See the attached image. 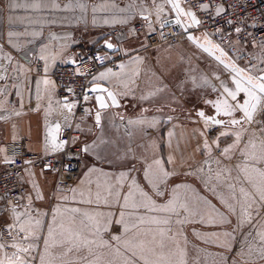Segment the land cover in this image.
Listing matches in <instances>:
<instances>
[{
	"label": "rangeland",
	"instance_id": "obj_1",
	"mask_svg": "<svg viewBox=\"0 0 264 264\" xmlns=\"http://www.w3.org/2000/svg\"><path fill=\"white\" fill-rule=\"evenodd\" d=\"M199 41L205 43L206 39L199 35ZM198 54L196 59H192V64L183 62L186 67H192L196 63V71L202 78L201 85L184 94L188 104L186 106L174 95L161 101L126 100L120 109H116V113L103 115L96 125L97 109L93 108L92 102L88 105L86 119L92 122V126L88 135L80 139V143H84L86 147L84 146L85 150L82 152L81 168L71 186L54 188L52 184V196L47 202L43 206L34 205L33 212L27 213L33 220L27 218L28 216L18 218V215L11 218L12 211L9 208L0 209L3 219L0 221V261L3 264H20L17 256L24 261H31V264H40L41 253H45L46 260L52 255L59 257L65 248L54 246L53 238H49V248L45 252L44 239L48 235L50 224L54 229L55 239L60 238L61 232L71 228L74 232H81L82 237L95 241L83 246L79 252L73 251L67 257L58 259L55 264H66L70 261L81 264V256H88L89 261L99 256L101 264L109 259L116 260L119 264L123 258L131 257V252L126 251L123 246L125 240L135 238L134 242L138 243L142 239L151 241L153 236L157 241L163 240V255L172 264H264V241L259 235L264 232V201L256 194L250 196L240 191L232 192L234 180L222 172L218 176L216 172L220 160L226 156L223 152L219 156L214 153L218 145L226 139V136L219 135L221 132L230 133L235 138L236 133L240 137L242 132H247L248 137L251 136L255 141L264 140L263 134L258 135L264 130V118L258 114L252 117L248 125L240 110L236 112L237 118L234 114H221L218 117L225 118L227 122L234 117L241 123L232 125V130L220 131L196 116L198 110H203L206 115L217 114L206 101L224 97L229 99V103H235L226 96L222 87L223 85L235 90L232 74L205 53ZM190 58L188 55V61ZM223 58L228 60L225 55ZM149 60L152 61L150 57ZM148 70V73L152 72ZM239 100L237 96V101L240 102ZM152 104L167 106L159 110L143 108ZM156 161H159V165ZM158 168L167 173L161 177L159 184V193L162 194H158L157 189L145 177L146 170L151 175ZM121 173H125L126 178L118 183ZM133 179L135 186L130 189ZM136 186L143 189L157 206L176 200L178 203L186 202L190 208L197 205L207 214L208 206L211 205L224 218V222L201 223L200 216H189L183 209L179 210V217L171 212L150 211L147 206H140L147 205L148 201L140 196ZM110 190L113 193L118 191L120 197L109 195ZM129 191L133 195L125 204L123 196ZM253 200L255 203H252ZM229 205L235 211H231ZM16 206L23 211L26 208L24 202ZM74 208L79 209V212H72L71 209ZM242 211L246 213L243 216ZM121 212L124 213L123 217ZM97 213H103L104 216L97 217ZM89 217L99 221L98 231ZM73 218L75 223H71ZM152 218L168 219V223L155 224L151 222ZM37 219L41 221L39 225L35 224ZM178 219L182 222L178 223ZM109 220L111 223L107 222ZM117 220L121 223L117 224ZM217 220L219 221V217ZM241 220L244 221L243 224ZM125 226L129 229L127 232ZM21 227L26 229V248L30 244L35 248L30 254L19 250L16 252L11 246L5 247L7 239L14 241L19 235L20 238L23 237ZM27 229H31L39 238L33 237ZM161 230L164 232L163 237L160 236ZM209 233L220 235L212 238V242ZM225 233L228 235H224ZM113 236H120V241L113 240ZM102 240L108 241L111 247L101 246ZM152 246L158 253L161 251L158 245ZM89 248L92 255H89ZM117 248L123 253L122 257L115 255ZM5 251L9 253L11 260L2 259ZM139 264H143V261Z\"/></svg>",
	"mask_w": 264,
	"mask_h": 264
},
{
	"label": "crops",
	"instance_id": "obj_2",
	"mask_svg": "<svg viewBox=\"0 0 264 264\" xmlns=\"http://www.w3.org/2000/svg\"><path fill=\"white\" fill-rule=\"evenodd\" d=\"M13 3L20 7H12ZM180 4L186 12L189 11L181 1ZM171 17L173 13L167 0H0V142L26 138V151L29 153H47L54 143L60 144L59 130L53 125L57 120L45 123V114L53 105L56 91L51 74L57 67L73 63L81 53L108 39L118 48L116 54L121 58L120 70L109 72V68L101 69L92 77L91 85L107 86L117 95L120 104L126 100L161 101L174 95L185 106L188 105L184 94L201 85L202 78L196 71V63L186 67L183 62L192 64V59L199 56L198 52H204L186 38L175 45L146 49L147 35ZM137 21L148 22L141 34L131 31V26ZM112 30H117L118 34L112 35ZM193 33L199 40L202 34ZM78 37H82V42L74 40ZM188 55L191 57L189 61ZM149 57L152 61H148ZM37 60L43 63L41 71L33 66ZM148 69L152 72L148 73ZM101 73L105 74L103 79H99ZM233 77L232 74V81ZM238 97L240 103L246 98L244 93H239ZM91 105L96 109L95 101ZM113 112L117 111L109 108L96 111V115L99 113L103 117ZM236 112L239 110L233 113L235 118ZM84 126L89 130L92 122L85 118ZM223 128L232 130L234 127ZM250 137L247 132H242L239 140L235 141V136L228 133L217 147L226 158L219 159L221 163L217 165L216 172L218 176L222 172L234 180L232 192L243 189V194L254 196L258 195L257 187L262 179L259 173L264 172V161L257 163L264 154V140L255 141ZM230 145L234 147L224 153L223 150ZM3 166V152L0 150V169ZM51 176L44 169L25 168L23 181L27 194L23 202L26 208L20 210L17 204L10 202L11 218L17 215L18 218H26L28 212H33L34 205L43 206L47 202L52 196ZM27 218L34 219L31 216ZM20 232L23 237L19 235L14 241L7 239L5 247L15 245L13 249L16 252L21 247L26 248V234ZM6 251L2 259L11 260Z\"/></svg>",
	"mask_w": 264,
	"mask_h": 264
},
{
	"label": "built area",
	"instance_id": "obj_3",
	"mask_svg": "<svg viewBox=\"0 0 264 264\" xmlns=\"http://www.w3.org/2000/svg\"><path fill=\"white\" fill-rule=\"evenodd\" d=\"M181 3L200 21L190 31L201 33L206 41L218 46L228 61L247 75L258 77L264 72V0H181ZM147 25L146 21H137L131 26V31L141 34ZM111 34L117 35L118 31L112 30ZM183 38L184 33L174 26L159 25L147 35L146 49L164 44L175 45ZM74 40L82 42L83 39L78 37ZM120 61L116 53L92 48L81 53L73 63L54 70L51 76L56 91L53 105L45 114V123L57 120L58 139L63 147L47 153H29L26 151V138L0 142L4 159V166L0 169V205L3 209H8L10 202L23 203L27 194L23 176L28 166L49 171L53 176L54 188H68L75 181L85 146L80 139L88 135L84 126L88 116L87 107L95 97V92L90 89L91 79L103 68L118 72ZM33 66L41 71L43 63L37 60ZM69 104L72 105L71 109L67 107ZM258 114L264 118V98L260 100L253 118ZM209 124L214 129H224ZM260 134L264 135V130ZM214 153L219 156L221 149L217 148Z\"/></svg>",
	"mask_w": 264,
	"mask_h": 264
},
{
	"label": "snow or ice",
	"instance_id": "obj_4",
	"mask_svg": "<svg viewBox=\"0 0 264 264\" xmlns=\"http://www.w3.org/2000/svg\"><path fill=\"white\" fill-rule=\"evenodd\" d=\"M168 3H170L173 7V9L176 10L178 17L185 15V12L183 9L180 8V5L178 3V0H168ZM35 7H38V5H34ZM12 7H20L19 4L13 3ZM205 8L207 7V5L204 6ZM187 16H190L192 19V24H199L200 21L196 18V16L191 12H187L186 13ZM145 19H147L145 17ZM175 23L177 25L181 24V20L179 18L176 19ZM237 32L240 31L239 28L236 29ZM9 35L11 36L12 33H9ZM189 39L192 40L194 39L193 37L189 36ZM108 48H112V44L108 43L106 45ZM201 47H203V45H201ZM218 47V46H216ZM205 51H208V49H205ZM223 55V53H221ZM216 59H220V57H216ZM221 63H223V61H220ZM226 68H230L231 71H233L234 73H236V76L233 77V83L235 84V90H231L228 87H223V92L226 94V96L228 98L231 99V101L235 102L233 103H229V99L221 97L215 101H206V103H209L212 105V107L215 109L217 115H225V116H232L233 113L237 110H240L241 112H243L244 117L247 119H251V109H254L256 107V104L259 102L260 100V96H264V74L259 75L258 77H253L251 75L244 77L242 75L243 71L242 69H238L235 65H228L225 64ZM109 72H111V69L108 70ZM105 76L104 73L100 74L99 79H103ZM237 77H239V79H237ZM94 80L97 79L96 77L93 78ZM92 92H106L107 89L103 88V87H94L91 89ZM239 93H244V96L246 97L243 100V103H240L237 101V96ZM257 93H259L260 95H257ZM107 96L108 99H110L113 103V105H115L116 103V99L115 96L112 92H107ZM87 96H85V100H87ZM96 101L99 105L100 108H106L108 107V104L105 102L104 98L102 96H97L96 97ZM67 107H69V109H71L72 105L69 104L67 105ZM198 115L203 118L205 120L206 123H212L214 125H223L225 127H227L228 125H238L241 123V121L239 119H231L227 122V124L225 123L224 120L221 119H217L215 116H206L205 113L203 111L198 112ZM96 121L97 123H99L100 121V114L97 113L96 115ZM56 130H59V125L56 126ZM221 137L223 136H227L228 133L227 132H221L219 134ZM236 139L237 141L239 140V133H236ZM54 147H63L62 144H55L53 145ZM205 146L207 147V144H205ZM234 147V145H230L228 147H226L223 151L224 153H227L231 150V148ZM264 161V154L261 155V157L257 160V163ZM156 164L159 165V161H156ZM90 171H96V169H90ZM261 176V183L260 185L257 187V194L259 195L260 199L262 201H264V172H260L259 173ZM107 175V174H105ZM167 173L163 172V170L161 169H157L155 172L151 173V175L149 174V171H145V177L148 178L150 180V182L152 183V186L154 188L157 189L158 194H162L159 193V184L161 182V177L162 176H166ZM126 178V174L125 173H121L120 177L118 178V183L122 180H124ZM133 186H135V180L133 179V183L132 185L129 186V188L131 189ZM99 187V185H98ZM137 190L140 193V196L143 197L145 200L148 201V204H141L140 206H147L149 208L150 211H160V212H171L173 214H175L177 217H179V210L183 209L184 212L188 213L189 216H200V222L201 223H207V224H215L217 222H224V218L222 216L219 215V213L216 212L215 208L212 207L211 205L208 206V210H207V214H205L204 211H202L197 205H193L191 208L189 207V205L186 202H177L176 200H171L168 202V204L166 205H161V206H157L153 201L150 200V198L147 196V194L144 192L143 189H139V186H136ZM241 192L243 193L244 190L241 189ZM115 195L117 198L120 197V193L118 191H115L113 193V191H109V195ZM133 195V193L131 191L128 192V194L123 196V200L125 201V204H127V202L129 201L130 197ZM247 195V194H245ZM99 200V194H97V202ZM107 202V201H105ZM252 203H255V201L253 200ZM249 207H251V204H249ZM229 208L231 211H235V208L231 205H229ZM72 212H79V209H71ZM246 213L242 211L241 215H245ZM85 215H88L87 213H85ZM109 216L111 215L110 213L108 214ZM121 217H123L124 213L121 212L120 213ZM97 217H101L104 216L103 213H97L96 214ZM217 217H219V221L217 220ZM18 219V218H17ZM53 219L55 220V217H53ZM90 220H92L93 225L97 226V231L99 230V221L98 220H94L92 217H89ZM141 220H143V218H141ZM108 223H111V220L107 221ZM152 223L155 224H167L168 223V219H156V218H152L151 220ZM178 223H181L182 221H180L179 219L177 220ZM41 223V221L39 219H37L35 221L36 225H39ZM71 223H75V218H73V220L71 221ZM117 224L121 223L120 220L116 221ZM244 221L241 220V224H243ZM85 227H87V225H85ZM133 227L135 228L136 226L133 225ZM26 229H24L23 227H21V231H25ZM129 229L127 226H125V231L127 232ZM27 231H29L33 237L35 238H39L38 236L35 235V233L31 232V229H27ZM210 239L212 238H218L220 234L218 233H209L208 234ZM224 235H228L227 233H225ZM261 240L264 241V232L259 233ZM60 238L59 239H55L54 238V229L52 227V225L50 224L48 226V235L47 237L44 239V245H45V252H47V249L49 248V238H53V245L56 247H61V248H65V251L59 254L58 256L52 255L49 256V258L46 260L45 259V253H41L40 254V264H55V262L63 257H67L69 255V253L76 251L79 252L81 251L83 246L86 245H90L95 243V241H90L87 238L82 237V233L81 232H74L71 228L66 229L65 231L61 232L59 234ZM160 236L163 237L164 236V232L161 230L160 231ZM121 237L120 236H113V240L116 241H120ZM135 238H133V240H125L124 241V248L126 249V251L131 252V257L130 258H123L121 261H119V264H139L140 261H143V264H172V261L168 258H166L163 255V248L165 247L163 240H156V237L153 236L151 241L148 240H139V242H134ZM212 242H214V239H212ZM158 245L159 248L161 249V251L158 253L156 248L153 247L152 245ZM100 245L101 246H108L111 247L108 244V241L106 240H102L100 241ZM0 247H2V245H0ZM13 247H15V245H13ZM35 248L33 245H29V247L27 248H22L19 249V251L24 252L26 254H30L31 251H34ZM89 255H92V251L89 248L88 250ZM115 255L117 257H122L123 253L119 250V248L116 249L115 251ZM155 257V259H154ZM16 259L18 261H20V264H31V261H24L20 256H17ZM80 261L81 264H101V260L100 257L97 256L94 260L89 261L88 260V256H81L80 257ZM0 264H3V261H0ZM66 264H75V261H70V262H66ZM103 264H118V262L116 260L113 259H109L103 262Z\"/></svg>",
	"mask_w": 264,
	"mask_h": 264
},
{
	"label": "water",
	"instance_id": "obj_5",
	"mask_svg": "<svg viewBox=\"0 0 264 264\" xmlns=\"http://www.w3.org/2000/svg\"><path fill=\"white\" fill-rule=\"evenodd\" d=\"M180 1H181V0H178V3H179V5H180V8L183 9V8L181 7ZM167 3H168V0H167ZM168 5L170 6V8H171V10H172L173 17H171V18L165 20L164 22H162V26H163V27H166V26H170V25H172V26H174L177 30H181V31L184 33L185 38H186L187 40H189L190 42H192L196 47H198L199 49H201L204 53L208 54L211 58H213L216 62H218L222 67H224V68H225L226 70H228L231 74H233L234 76H236V73H234L233 71H231L230 68H226V67H225V64H228V65H234V64H232V63H231L230 61H228V60H227V61L224 60V58H223L224 55L221 54V51H220L219 49H216L215 46L213 47L212 44H211L210 42H208V41L205 42V43H201V42L195 37L194 33H193L192 31H190V29L195 28V27L197 26V24H192V19H191V17L186 15L187 12L183 9L184 12H185V15L178 17L177 12H176L175 9H173L172 5H171L170 3H168ZM188 12H189V11H188ZM177 18H179V19L181 20V24H180V25H177V24L175 23V21H176ZM183 18H185V19L183 20ZM189 36L193 37L194 39L190 40V39H189ZM108 43H111V44H112V48H108V47L106 46ZM201 45H203V47H201ZM96 49L105 50V51H108V52H111V53H116V52L118 51V48L115 47V46L113 45V43H112L109 39H108V40H105L104 42H102V44L99 45L98 47H96ZM205 49H208V51H205ZM216 57H220V59L218 60V59H216ZM221 60L223 61V63L220 62ZM237 68H238V67H237ZM238 69H239V68H238ZM262 74H264V72L260 73L259 75H262ZM242 75H243L244 77L249 76V75H247V74L244 73V72L242 73ZM259 75H258V76H259ZM237 78L239 79V77H237ZM94 87H103V88L107 89L106 92H95L94 101H95V105H96V109H97V111H102V110H106V109H109V108H111V109H115V110H116L117 108L120 107V101H119L117 95H116L111 89H109L107 86H105V85H103V84H93V85L90 86V89H92V88H94ZM107 92H112V93L114 94L115 99H116V103H115V105H113L112 101H111L110 99H108ZM98 95H99V96H102V97L104 98L105 102L108 104V107L103 108V109L99 107V105H98V103H97V101H96V97H97ZM257 95H260V94L257 93ZM262 98H264V96H260V100H261ZM260 100H259V102H260ZM259 102L256 104V107H255L254 109H251V113H252V115H251V119H252V117H253V113H254V111L256 110V108H257ZM183 111H184V110H183ZM200 111H203V110H198L195 114H196V116H198L200 119L204 120L203 118H201V117L198 115V112H200ZM184 112H187V111H184ZM203 112H204V111H203ZM204 113H205V112H204ZM205 115H206V114H205ZM206 116H215L217 119H219V117H218L217 114H210V115H206ZM244 119H245L246 121H250V120H251V119L249 120V119H247V118H245V117H244ZM221 120H223V119H221ZM224 121H225V123L227 124L226 120H224ZM50 123H51V122H47L46 125H47V124H50ZM53 125L57 126L58 124H53ZM219 126H221V127H225V126H223V125H219ZM57 136L59 137V132H58ZM59 148H61V147H53V148H51V150L54 151V150H57V149H59ZM51 150H50V151H51Z\"/></svg>",
	"mask_w": 264,
	"mask_h": 264
},
{
	"label": "flooded vegetation",
	"instance_id": "obj_6",
	"mask_svg": "<svg viewBox=\"0 0 264 264\" xmlns=\"http://www.w3.org/2000/svg\"><path fill=\"white\" fill-rule=\"evenodd\" d=\"M207 42V41H206ZM213 46V45H212ZM214 47V46H213ZM216 49H218L217 47H216ZM222 53V52H221ZM124 103H125V101L123 102V104H120V106L122 107L123 105H124ZM165 106H167V105H165V104H152V105H150V106H147V107H143V108H153L154 110H159V109H161V107H165ZM171 107H173V106H171ZM120 108V107H119ZM173 108H175V107H173ZM221 119H223V120H225V118H221ZM227 122V121H226ZM228 126H230V125H228Z\"/></svg>",
	"mask_w": 264,
	"mask_h": 264
}]
</instances>
